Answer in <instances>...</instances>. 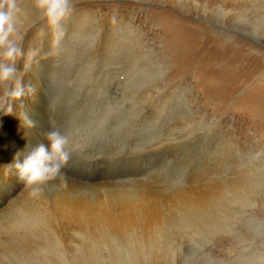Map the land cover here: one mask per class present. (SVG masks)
<instances>
[{
	"label": "rangeland",
	"instance_id": "1",
	"mask_svg": "<svg viewBox=\"0 0 264 264\" xmlns=\"http://www.w3.org/2000/svg\"><path fill=\"white\" fill-rule=\"evenodd\" d=\"M16 4L25 73L60 71L0 116V264H264V0H72L55 30ZM52 130L68 167L32 196L10 164Z\"/></svg>",
	"mask_w": 264,
	"mask_h": 264
},
{
	"label": "clouds",
	"instance_id": "2",
	"mask_svg": "<svg viewBox=\"0 0 264 264\" xmlns=\"http://www.w3.org/2000/svg\"><path fill=\"white\" fill-rule=\"evenodd\" d=\"M41 19L55 30L72 12V0H35ZM19 9L16 0H0V114L12 115L26 95L24 76L31 57L25 58L21 36L16 28ZM23 63V68L21 67ZM31 124L29 120L25 126ZM47 145L41 143L23 158L14 157L18 178L30 195L38 196L43 186L63 175L70 153L67 137L52 130L46 135Z\"/></svg>",
	"mask_w": 264,
	"mask_h": 264
},
{
	"label": "bare ground",
	"instance_id": "3",
	"mask_svg": "<svg viewBox=\"0 0 264 264\" xmlns=\"http://www.w3.org/2000/svg\"><path fill=\"white\" fill-rule=\"evenodd\" d=\"M72 25V21L71 20H65L64 21V25L62 26V28H63V30H65L66 28H68V27H70ZM73 26V25H72ZM64 50V49H63ZM53 56V55H52ZM51 56V57H52ZM96 62V61H95ZM48 68V69H47ZM93 69V68H92ZM29 71H31V70H29ZM58 71H60V68L59 67H56V66H52V67H48V66H45L43 69H42V71H41V74H40V78L38 79V83L37 84H35L33 81H32V74L30 73V72H27V73H25V75L26 76H24V83H25V89H26V95H25V100L26 99H32V104H31V107H30V109L26 112V113H22V114H20V119H22L23 121H26V119H28V118H31L32 116H35L36 115V113H37V110L39 109V108H37V109H35L34 108V105H35V101H40L41 102V104L43 105V102H44V99H49V98H51L52 96H51V88H49L50 90H48V92H47V87H44L43 86V81H44V79L45 78H47L48 76H49V74H54V73H58ZM94 73V72H93ZM56 75V74H55ZM94 75V74H93ZM45 95V96H44ZM23 99V100H24ZM39 103V102H38ZM17 107H18V104L16 105ZM15 106V107H16ZM36 110V111H35ZM13 114H15V112H13ZM0 116H2V115H0ZM9 116V115H8ZM5 117V116H4ZM25 117V118H24ZM46 117V119H47V122H48V124L46 125V127H47V130L49 129V127H51L52 128V126H55L56 124H57V120H56V118H55V116L53 115V114H51V116L50 115H46L45 116ZM189 117V116H188ZM8 118V117H7ZM19 119V120H20ZM1 121V120H0ZM22 121V122H23ZM21 122V123H22ZM2 123V122H1ZM50 124V125H49ZM14 125V124H13ZM16 125V124H15ZM37 127H38V134H42V133H45V132H47V130H46V127H45V125H44V127H40V125H36ZM0 136H2L1 134H0ZM11 144V143H10ZM2 145V144H1ZM10 146V145H9ZM8 145H7V147H6V149L5 150H8L9 151V147ZM12 146V145H11ZM167 146V145H166ZM1 147V146H0ZM9 147V148H8ZM8 148V149H7ZM121 161H122V159H120ZM83 162H85V161H83ZM96 162V163H95ZM92 165H88V164H86L87 166H92L93 167V169H95V168H98V167H100L101 166V162L100 161H95ZM114 162L115 161H112L111 160V163H113L114 164ZM139 162V161H138ZM3 162H1L0 163V166H1V164H2ZM121 163V162H120ZM117 166V168L118 167H120V166H118V164H116ZM120 165V164H119ZM75 166V165H74ZM73 166V167H74ZM87 166H84V167H86V169L88 170H91V168L90 167H87ZM66 167H68V166H66ZM70 168V167H69ZM83 168V167H82ZM81 169V168H80ZM120 169V168H119ZM67 170V171H66ZM64 171H66L69 175L72 173V171H73V169H64ZM78 171V170H77ZM65 172V173H66ZM80 172V171H79ZM78 172V173H79ZM141 175V174H140ZM71 176H74L75 177V179L77 180V182L79 183V184H81V185H86V184H84L85 182H87L88 181V179L86 178V177H84L83 176V178L82 177H77L76 175H75V173L74 174H72ZM114 176V175H113ZM115 177V180H121L123 177L121 176V175H116V176H114ZM90 180V179H89ZM9 181H10V183L12 184V187H15L17 184L15 183V182H13L14 180L12 179V177L9 179ZM95 181H97V179H92V181H91V183H89L90 185H92V184H94V183H96ZM13 182V183H12ZM102 183H105L104 181H101ZM101 182H98L97 184H101ZM106 184V183H105ZM107 184H109V183H107ZM23 189V188H22ZM22 192V191H21ZM19 194V193H18ZM211 194V193H210ZM134 198V197H133ZM132 199V198H131ZM10 203V202H9ZM8 203V204H9ZM86 203V202H85ZM126 203H128V202H126ZM133 203V202H132ZM124 204V203H123ZM130 204H131V202H130ZM11 205V204H10ZM127 205V204H126ZM132 205V204H131ZM124 206V205H123ZM3 207V206H2ZM8 207V206H7ZM5 208V207H4ZM149 208V207H148ZM151 208V207H150ZM154 208V207H153ZM127 209H128V207H127ZM127 209H126V211H127ZM47 210V209H46ZM125 211V212H126ZM134 211V210H133ZM141 211V210H140ZM144 211V210H143ZM65 212V211H64ZM125 212H124V214H125ZM151 213V212H150ZM149 213V214H150ZM127 214V213H126ZM130 214V213H129ZM86 215H88V214H86ZM135 215V214H134ZM129 216V215H128ZM150 216H152V215H150ZM161 216V215H160ZM116 219H118L119 217H115ZM115 218L114 219H112V218H110V219H112V220H115ZM146 218V217H145ZM152 220H154L153 219V217H152ZM152 220L151 221H149V222H151V225L152 224H154L153 222H152ZM60 221V220H59ZM125 221V220H124ZM135 222V221H134ZM112 223V222H111ZM130 224V223H129ZM31 225V224H30ZM121 225V224H120ZM133 225V224H132ZM141 225V224H140ZM147 226H148V224H147ZM150 227V226H149ZM120 228V227H119ZM152 228V227H151Z\"/></svg>",
	"mask_w": 264,
	"mask_h": 264
}]
</instances>
